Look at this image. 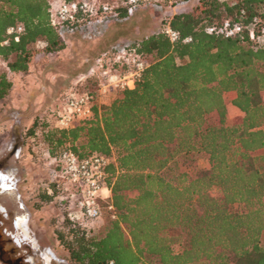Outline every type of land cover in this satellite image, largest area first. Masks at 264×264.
Returning <instances> with one entry per match:
<instances>
[{
  "label": "trees",
  "instance_id": "trees-1",
  "mask_svg": "<svg viewBox=\"0 0 264 264\" xmlns=\"http://www.w3.org/2000/svg\"><path fill=\"white\" fill-rule=\"evenodd\" d=\"M50 7L0 0V98L11 90L9 73L28 71L35 43L47 53L65 47ZM117 10L128 16L126 5ZM226 19L242 30L206 32ZM18 23L15 41L6 30ZM169 25L178 40L157 32L136 44L147 66L133 88L107 103L95 97L91 119L45 132L51 155L70 148L113 157L116 218L87 230L64 210L56 237L75 264H264V43L250 37L264 35V0H200ZM227 95L240 111L230 122ZM210 113L217 122L206 124ZM198 152L208 167L194 165ZM186 160L193 166L179 170Z\"/></svg>",
  "mask_w": 264,
  "mask_h": 264
},
{
  "label": "rangeland",
  "instance_id": "rangeland-1",
  "mask_svg": "<svg viewBox=\"0 0 264 264\" xmlns=\"http://www.w3.org/2000/svg\"><path fill=\"white\" fill-rule=\"evenodd\" d=\"M102 1L112 5L122 3V0ZM199 3L200 0L145 1L131 15L109 23L100 33L64 35L65 47L59 51L47 53L41 42L35 43L36 53L31 58L28 71L9 73L11 90L0 98V161L10 156L12 165L17 168L14 186L31 213V228L39 235L41 243L53 247L56 254L68 258V251L59 243L55 230L65 210L62 199L70 193V186L58 174L44 134L55 128L61 102L71 92L91 89L98 93L104 68L97 59L111 45L121 41L137 43L152 33L160 32L164 22H169L174 13L191 11ZM254 39L259 44L264 43V35L254 36ZM118 91H110L105 97L97 95L98 103L109 102ZM261 95L264 99V91ZM225 101L227 122H230L239 116L240 111L232 105L230 95L225 96ZM215 122L217 114H208L205 123ZM12 139L21 146L20 152L13 156L8 147ZM191 165L190 161H181L178 168L190 170ZM194 165L208 167L207 153L198 152ZM1 180L5 186L4 178ZM53 193L51 200L45 198L46 194Z\"/></svg>",
  "mask_w": 264,
  "mask_h": 264
},
{
  "label": "built area",
  "instance_id": "built-area-1",
  "mask_svg": "<svg viewBox=\"0 0 264 264\" xmlns=\"http://www.w3.org/2000/svg\"><path fill=\"white\" fill-rule=\"evenodd\" d=\"M145 1L150 0H122L121 5H126L127 14L131 15ZM50 6L51 24L62 38L64 35L74 33L94 35L93 31L100 33L109 23L121 19L117 10L120 5H112L102 0H59L56 6L52 3ZM23 29V24L18 23L9 26L6 33L17 41ZM241 30L242 25L239 22L226 19L220 24L208 26L206 32L230 36ZM160 32L167 35L171 41L179 39V33L171 28L167 21ZM250 37L254 38L252 31ZM190 39L186 37L184 41ZM7 41L6 39L3 43L6 44ZM137 43L117 42L97 59L101 68H104L98 93L89 91L68 93L57 111L55 128L66 129L91 119L97 95L105 97L110 91L134 87L147 66L146 61L136 51ZM114 63L123 67V70L114 66ZM3 64L0 59V66ZM52 159L56 163L58 174L70 186V193L62 199L68 220L80 223L87 230H91L99 227L105 218H116L107 170L113 157L100 152L79 156L72 149L64 148L52 156ZM104 264H114V261L107 260Z\"/></svg>",
  "mask_w": 264,
  "mask_h": 264
},
{
  "label": "flooded vegetation",
  "instance_id": "flooded-vegetation-1",
  "mask_svg": "<svg viewBox=\"0 0 264 264\" xmlns=\"http://www.w3.org/2000/svg\"><path fill=\"white\" fill-rule=\"evenodd\" d=\"M8 147L12 156L21 149L15 139ZM16 174L17 168L12 165L10 156L0 161V263L74 264L69 258L56 254L50 245L41 243V238L31 228V213L14 186Z\"/></svg>",
  "mask_w": 264,
  "mask_h": 264
},
{
  "label": "crops",
  "instance_id": "crops-1",
  "mask_svg": "<svg viewBox=\"0 0 264 264\" xmlns=\"http://www.w3.org/2000/svg\"><path fill=\"white\" fill-rule=\"evenodd\" d=\"M50 3H52L53 6H56L59 2V0H48Z\"/></svg>",
  "mask_w": 264,
  "mask_h": 264
}]
</instances>
